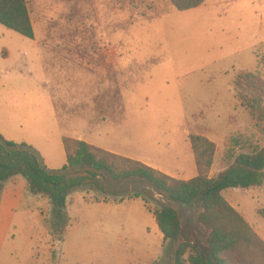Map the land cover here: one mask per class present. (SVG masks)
I'll return each instance as SVG.
<instances>
[{"label": "rangeland", "instance_id": "1", "mask_svg": "<svg viewBox=\"0 0 264 264\" xmlns=\"http://www.w3.org/2000/svg\"><path fill=\"white\" fill-rule=\"evenodd\" d=\"M27 2L34 39L0 24V120L13 119L23 134L37 133L40 115L48 113L55 96L57 104H71L74 119L93 123L103 109L97 93L100 53L106 56V89L116 78V69L107 62L115 51L120 54L121 90L118 96L105 91V100L119 98L105 112L120 128L105 136L110 143L124 142L138 155L158 160L168 142L179 147L190 134L210 136L216 140L217 166L225 169L228 157L264 146V132L234 89L240 71H255L264 63V0H206L185 11L170 0ZM51 82H61V88ZM18 176L29 189L27 179ZM12 179L0 183V200L14 187ZM105 183L108 194L89 187L71 193L74 202L67 206L68 225L60 240L52 214L38 219L39 209L46 206L25 200L21 206L6 203L0 264L167 262L163 239L148 231L144 201L118 202L117 195L144 191L152 208L165 201L163 196L140 181ZM231 190L225 196L237 199L264 239V219L257 213L264 206V186L230 196Z\"/></svg>", "mask_w": 264, "mask_h": 264}, {"label": "trees", "instance_id": "2", "mask_svg": "<svg viewBox=\"0 0 264 264\" xmlns=\"http://www.w3.org/2000/svg\"><path fill=\"white\" fill-rule=\"evenodd\" d=\"M170 2L178 11H185L206 0ZM0 24L35 38L27 0H0ZM234 89L240 105L264 132V63L255 71H240ZM189 140L198 174L183 180L68 137L63 138L67 164L50 169L33 146L8 140L0 133V183L22 175L33 194L47 197L56 239L60 240L68 225V197L74 190L89 187L108 194L105 181H140L154 188L165 201L152 208L146 193L139 190L126 195L128 198L118 194V202L132 198L144 201L163 234L164 264H264V239L223 195L230 188L264 186V146L228 157V167L210 177L215 142L200 134H190ZM185 210L191 214H185ZM257 213L264 219V206Z\"/></svg>", "mask_w": 264, "mask_h": 264}, {"label": "crops", "instance_id": "3", "mask_svg": "<svg viewBox=\"0 0 264 264\" xmlns=\"http://www.w3.org/2000/svg\"><path fill=\"white\" fill-rule=\"evenodd\" d=\"M100 56L103 58L99 63V70L98 73L101 75V81L98 85L99 91L97 92L100 97L102 98V105L100 113L98 117L93 118V123L88 122V120L82 119H74L72 117L70 106L71 104L67 105V103H56L57 96L52 97L55 101L49 106L48 113H44L40 115L41 119L37 123V133L35 134H23L22 133V126L20 124H13L14 120H9L8 123L0 120V133L8 140L15 141L17 143H27L33 146L42 156L44 159L45 164L50 169H61L64 165L67 164V154L66 149L64 146L63 138L68 137L72 139L82 140L85 141L95 147L102 148L109 152L122 155L125 157H129L131 159H135L141 161L155 169H158L167 175H170L177 179L188 180L195 177L198 174L194 153L192 151L191 143L189 137L187 140L177 147L174 143L168 142L166 143V147L162 149L161 156L158 160L144 157L138 155L136 152L133 151L131 146H126L125 143H116L112 144L108 141V138L105 136L108 135L110 130H115L120 128V124L118 120L114 119L113 116L107 115L108 113L105 112V108L115 105V102H118L119 98L116 101L113 99L105 100V91L113 92V95H119L121 90L120 88V69H121V62H120V54L118 52H113L112 56H108V64L112 65L114 70L116 69V78L109 81L105 89V52L102 51ZM89 63L86 62V66ZM65 71H67L65 69ZM58 85L59 89L61 88V82H51V85L55 86ZM110 95V94H109ZM148 99V98H147ZM119 106V103H118ZM67 107L69 110H67ZM42 113V112H41ZM97 119V120H95ZM26 122V121H25ZM75 122V123H74ZM74 124H77L78 127L74 129ZM213 142H216L214 137H208ZM131 145V143H130ZM167 155H171L173 157V161H171L170 157ZM217 158L215 157L214 163L211 168L210 177H216L221 171L225 169V166L218 167ZM14 183L13 188H7L3 194L2 199L0 200V222L1 216L3 213L4 205L10 204L12 207L14 205L21 206L23 201L26 202L40 204L46 206V210L39 209L38 211V219L42 222L43 218H47L51 215L52 205L50 200L47 197L42 195L33 194L27 187V182L20 176H16L12 179ZM232 189L230 192V196L234 194L233 191L239 190L241 188H230ZM254 189V188H251ZM250 190V189H245ZM29 193L33 194L30 198ZM223 195L225 196V190L223 191ZM81 196L84 200L86 197L84 195ZM226 199L234 206L244 217L245 215L238 207V201L235 198H231L229 196H225ZM231 198V199H230ZM88 200V199H87ZM132 200V199H129ZM128 200V201H129ZM90 201V200H89ZM126 201V200H125ZM133 201V200H132ZM74 202L73 195H69L68 197V209ZM96 202H105L103 200H99ZM109 203V202H108ZM71 204V205H70ZM13 209V208H12ZM67 209V211H68ZM28 213V210H26ZM149 218H148V231L154 233L157 237L163 239V234L160 231L158 225L156 224L154 215L148 210ZM151 217V218H150ZM246 218V217H245ZM248 221V219L246 218ZM249 222V221H248ZM250 223V222H249ZM1 229V224H0Z\"/></svg>", "mask_w": 264, "mask_h": 264}, {"label": "water", "instance_id": "4", "mask_svg": "<svg viewBox=\"0 0 264 264\" xmlns=\"http://www.w3.org/2000/svg\"><path fill=\"white\" fill-rule=\"evenodd\" d=\"M2 182V181H1Z\"/></svg>", "mask_w": 264, "mask_h": 264}]
</instances>
